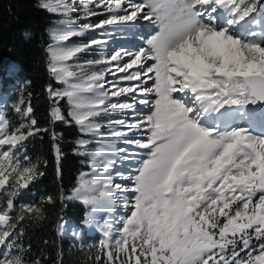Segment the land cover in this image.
<instances>
[{"label": "snow or ice", "instance_id": "1", "mask_svg": "<svg viewBox=\"0 0 264 264\" xmlns=\"http://www.w3.org/2000/svg\"><path fill=\"white\" fill-rule=\"evenodd\" d=\"M37 6L57 18L46 70L63 87L45 88L49 121L72 123L102 145L89 154L90 141H76L91 172L59 193L62 209L75 202L90 208L83 224L95 225L99 239L87 255L95 264H264V0H37ZM94 9L105 18L73 27L77 13L86 19L102 14ZM139 21L156 31L135 52L119 49L80 63L82 53L106 41L68 43ZM100 65L106 67L93 70ZM109 74L119 82L107 81L106 88ZM140 105L149 109L142 118ZM13 111L15 125L0 113V264H41L28 260L18 241L22 222L43 221L44 212L16 202L47 167L27 155L25 142L49 129L38 127L23 95ZM117 114L125 118L113 119ZM102 119L120 128L109 127L105 138ZM59 139L53 132L58 176ZM124 161L127 174L116 171ZM47 203L56 201L48 196ZM118 208L124 211L119 217ZM98 213L105 214L102 223ZM56 227L63 234V216ZM72 234L79 239L77 229Z\"/></svg>", "mask_w": 264, "mask_h": 264}, {"label": "trees", "instance_id": "2", "mask_svg": "<svg viewBox=\"0 0 264 264\" xmlns=\"http://www.w3.org/2000/svg\"><path fill=\"white\" fill-rule=\"evenodd\" d=\"M56 20L37 6V0H0V77H4L8 62L16 63L13 79L21 82L23 96L31 100L38 127L49 129L25 142L27 155L33 160L47 161V167L42 169L45 173L42 177L21 190L16 202L17 207L31 204L42 208L46 218L39 222H22L25 234L18 243L25 249L24 255L28 260H40L41 264H59L61 260L62 264H95L87 253L89 246L96 241L86 238L77 242L57 236L56 225L61 216L75 225H80L83 219L84 209L78 202L68 203L62 209L59 193L61 190L69 193L75 186L76 175L85 168L79 163L81 157L75 154V150L76 141L86 137L72 123L52 124L49 121L52 102L47 98L45 88L48 84L53 87L56 84L46 70V29ZM47 36L49 38L48 31ZM72 39L75 42L86 41L80 37ZM63 113L66 116L65 109ZM7 117L11 120L12 115L9 113ZM53 132L60 138L57 142L62 152L59 176L52 148ZM48 196L56 203H47Z\"/></svg>", "mask_w": 264, "mask_h": 264}, {"label": "rangeland", "instance_id": "3", "mask_svg": "<svg viewBox=\"0 0 264 264\" xmlns=\"http://www.w3.org/2000/svg\"><path fill=\"white\" fill-rule=\"evenodd\" d=\"M135 2H141V0H135ZM94 10L97 11V12H100L102 14L96 15V16H93L91 18H87L86 19V18H83L82 14L77 13V15L81 16V19L77 21V25L76 26L78 27L79 24H83V23L96 24V23L100 22L101 20H103L105 18V15L103 14V10L102 9H94ZM56 24H57V21H55L54 25H56ZM53 26L50 27V29L48 28L49 30L47 29L48 34H49V38H50V33L53 30ZM120 27H121L120 25L112 27V31H111L112 33H110V30H109L110 28L107 27L109 31L107 30L106 33L109 34L108 36H110L109 40H114V39L118 38L120 40H123V42L126 41V42L129 43V42H131L133 37L140 38L141 39V42H140L141 45L139 44L137 48H133L134 46L132 48H123L124 50H129V51H132V52L137 51L142 46H146V43H145L146 39L149 38L151 35L155 34V31H156L155 25H153V24H151V23H149L147 21H139L135 25V27H132L130 29L128 27H125V26L123 27L124 29L122 27L121 28ZM100 30H102V29H97L95 31H90V32H87L83 36H78V37H82V38L86 39V42H84V43H72L71 41H70L71 43L70 42H68V43L70 45H77V44L84 45V44L89 43L93 39H101V40L105 41L108 36H105L103 34L104 29L102 31H100ZM126 30H130V31H126ZM111 34H113V35H111ZM47 38H48V36H47ZM49 41L51 43V39H49ZM115 45H116L115 42H107L103 46L89 48V49L86 50V52L82 56H80L79 62L83 63L86 60H91V59H95V58L99 59L101 57H108V56L111 55V53L114 50L121 49V47H119V46L116 47ZM129 45H130V43H129ZM148 63L151 64V61H149ZM105 67H106L105 65H100V66H96V68H94L93 70H100L101 68H105ZM145 67H147V65H145ZM14 69H15V67H14V65L11 62L7 63L5 65V68H4V72H5L4 80L3 81L0 80V90H1V92H0V113H2L5 116H7L10 113L12 115V118H11L10 121H11L12 124L15 125V124L19 123V119H18L17 114L13 111V105L15 104L17 99L21 95H23V92H22L21 83H19L16 80H13V78H12V72L14 71ZM119 75H123V74H119ZM107 81L119 82L117 76H112L110 74L106 76V85H105L106 88L110 87V85L107 83ZM120 83H123L125 86L127 85L125 82H120ZM149 84H151V81H149ZM56 85L58 86L57 88H62L63 87L62 85H59V84H56ZM59 106L61 107L62 112L65 109V113H66L65 117L70 120V117H67V113L69 111V107L67 105L66 100L59 101ZM141 106L142 105L138 106V109L142 108ZM249 107L251 108L252 106H249ZM256 108H259V106H256ZM66 109H68L67 112H66ZM141 110L142 111L139 112V113H141L139 118H142L143 116H145L148 113V111H149V109H146V107L141 109ZM112 118L113 119H118V118H125V117L120 116V115L117 114V115L113 116ZM101 123H103L105 125V127L102 129V131L105 134V138H108L107 129L109 127L117 128V129L120 128L119 125H108L106 119H102ZM257 134H259V133H257ZM88 137H89L90 143L87 146V151L90 154L91 152L101 148L102 145L97 143V138H93V137H90V136H88ZM136 138H141L142 139L143 136L141 135V136L136 137ZM116 147L120 148V147H129V146L118 143V144H116ZM90 148L92 149V151L89 150ZM132 150L136 151V152H140L141 151V150H138V149H132ZM81 151H83V150H78L77 153H79ZM23 152L24 151H19L18 152V156L21 159L23 157ZM80 155H83V156L86 157V161H83L82 163L87 165V170L84 171L83 173L91 172V169L89 167V163H90L89 155L88 154H80ZM120 155L123 156V153H121ZM129 169H130V165H129V163L127 161H124L122 163H117V165H116V171H121V172H124V173L127 174ZM80 174H78V176L76 178V182H77V179L80 176ZM117 179H119V177H115L114 176L115 182L125 183V184L128 183L127 181H119V180L116 181ZM85 210H86L85 211V216H86V214L90 211V208L85 207ZM118 211H119V215H123L124 214V211H123L122 208H121V211L120 210H118ZM115 215L117 217H119V215L117 214V210H116ZM85 216H84V218H85ZM104 217H105L104 213H98L97 214V219H98V221L100 223L103 222ZM74 228L77 229L79 231V233H80L79 239L74 237L73 234H72ZM63 234H66L67 236H69L71 238H74V239H76L78 241L82 240L87 235H90L89 237H92V236L96 235L97 239H99V232H98V229L96 228V226L95 225L86 226V225L83 224V222H82V225L80 227H76V226L66 222L65 231L63 232Z\"/></svg>", "mask_w": 264, "mask_h": 264}, {"label": "bare ground", "instance_id": "4", "mask_svg": "<svg viewBox=\"0 0 264 264\" xmlns=\"http://www.w3.org/2000/svg\"><path fill=\"white\" fill-rule=\"evenodd\" d=\"M115 26H117V25H112V26H107L108 28H110L109 30H110V33H112L111 31H112V27H115ZM73 27H77L76 25H74ZM105 28L104 29V31H103V34L105 35V36H108L109 34H107L106 33V31L108 30V28ZM122 28L124 27V26H121ZM120 27V28H121ZM50 29V28H49ZM124 29V28H123ZM130 29V28H129ZM108 30V31H109ZM100 31H102V30H100ZM126 31H130V30H126ZM109 33V32H108ZM49 35V34H48ZM111 35H113V34H111ZM109 38H110V36H108L107 38H106V43L107 42H115V46L116 47H121V49H123V48H132L133 46V48H137L138 47V45L140 44V42H141V39L140 38H135V37H133L132 38V40H131V42H129L130 43V45H129V43L128 42H126V41H124L123 42V40H120V39H114V40H109ZM141 45V44H140ZM131 71H136V69H132ZM121 74H123V73H121ZM124 75V74H123ZM126 84L127 83H129V82H125ZM142 108H137V113H138V118L140 117V114L141 113H139L140 111H142L141 109H143V108H145L146 106H141ZM146 109H148L147 107H146ZM260 116V115H259ZM130 118V117H129ZM131 119V118H130ZM122 168V167H121ZM121 181L120 179H117L116 181ZM104 216H105V214H104ZM105 218V217H104Z\"/></svg>", "mask_w": 264, "mask_h": 264}]
</instances>
